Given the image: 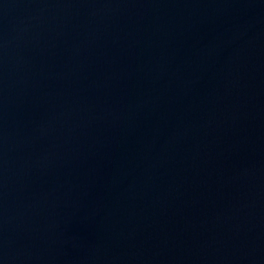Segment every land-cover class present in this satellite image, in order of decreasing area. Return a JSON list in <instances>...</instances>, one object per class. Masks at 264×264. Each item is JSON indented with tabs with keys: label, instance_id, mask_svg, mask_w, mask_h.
Returning <instances> with one entry per match:
<instances>
[{
	"label": "water",
	"instance_id": "obj_1",
	"mask_svg": "<svg viewBox=\"0 0 264 264\" xmlns=\"http://www.w3.org/2000/svg\"><path fill=\"white\" fill-rule=\"evenodd\" d=\"M0 264H264V0H0Z\"/></svg>",
	"mask_w": 264,
	"mask_h": 264
}]
</instances>
